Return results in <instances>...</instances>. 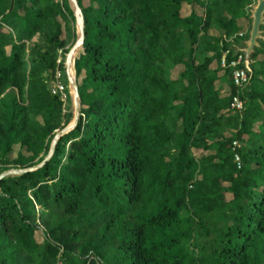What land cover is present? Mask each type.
Instances as JSON below:
<instances>
[{"label":"trees","instance_id":"trees-1","mask_svg":"<svg viewBox=\"0 0 264 264\" xmlns=\"http://www.w3.org/2000/svg\"><path fill=\"white\" fill-rule=\"evenodd\" d=\"M79 5V123L0 182V264H264V43L242 94L222 67L254 1ZM75 39L67 0H0V174L68 125Z\"/></svg>","mask_w":264,"mask_h":264},{"label":"water","instance_id":"water-1","mask_svg":"<svg viewBox=\"0 0 264 264\" xmlns=\"http://www.w3.org/2000/svg\"><path fill=\"white\" fill-rule=\"evenodd\" d=\"M69 9L72 12L75 21V43L66 54L64 60V70L68 83V92L72 107V117L67 126L58 131L51 141L49 152L45 159L38 165L28 169H12L0 174V182L8 177L21 176L26 173L34 172L46 165L54 153L58 142L66 135L73 132L79 123L81 115V98L79 94L78 77L76 63L84 55V44L86 39V21L79 0H67ZM250 30L248 38L241 45H235V55L242 54L244 56L243 66L247 70L250 79L252 76L253 55L257 49H261L264 43V0H257L256 5L250 9Z\"/></svg>","mask_w":264,"mask_h":264},{"label":"built area","instance_id":"built-area-1","mask_svg":"<svg viewBox=\"0 0 264 264\" xmlns=\"http://www.w3.org/2000/svg\"><path fill=\"white\" fill-rule=\"evenodd\" d=\"M254 7L256 5L257 0H253ZM243 61H244V56L242 54L237 55L229 64L227 65L226 57L225 55L222 58V67L226 69L227 67H230L233 69L232 71V79L234 86L241 92V94L246 90L247 86L249 85L250 82V76L247 72V70L243 66ZM60 73H57L56 80H57V85L54 86L53 88V93L59 92L62 94V99L63 101L66 100V94H65V85L61 83L60 80ZM232 110L241 112L243 110V101L240 99L239 96L234 97L233 102H232ZM238 143L234 142V147H238ZM235 159L238 163V168H241L240 165V159L239 156L236 154Z\"/></svg>","mask_w":264,"mask_h":264},{"label":"rangeland","instance_id":"rangeland-1","mask_svg":"<svg viewBox=\"0 0 264 264\" xmlns=\"http://www.w3.org/2000/svg\"><path fill=\"white\" fill-rule=\"evenodd\" d=\"M62 57H63V60H65L66 54L62 55ZM56 85H57V81L54 83L53 88ZM68 110H69L68 113L72 115V113H71L72 112L71 102L68 104ZM18 151H19V148L16 147L15 150H14V152L9 156V159H11V160L15 159L17 157ZM38 237H39L38 238L39 241H42V238L40 237V235Z\"/></svg>","mask_w":264,"mask_h":264},{"label":"crops","instance_id":"crops-1","mask_svg":"<svg viewBox=\"0 0 264 264\" xmlns=\"http://www.w3.org/2000/svg\"><path fill=\"white\" fill-rule=\"evenodd\" d=\"M249 30H250V29H249ZM248 32H249V31H248ZM224 85H225V86H224V87H225V90L228 89L227 85H226V84H224Z\"/></svg>","mask_w":264,"mask_h":264}]
</instances>
